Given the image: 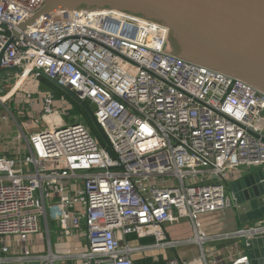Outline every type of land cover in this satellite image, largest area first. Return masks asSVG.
Here are the masks:
<instances>
[{"label": "built area", "instance_id": "built-area-1", "mask_svg": "<svg viewBox=\"0 0 264 264\" xmlns=\"http://www.w3.org/2000/svg\"><path fill=\"white\" fill-rule=\"evenodd\" d=\"M46 3L0 0V122L14 132L0 136V264L32 259L22 247L10 255L11 243L49 215L63 236L85 237L77 258L135 264L180 243L166 224L197 229L202 214L238 206L228 184L264 170V91L178 56L163 23ZM43 73L94 106L111 150L85 122L61 123L72 104L40 90ZM259 234L264 220L230 232L245 245Z\"/></svg>", "mask_w": 264, "mask_h": 264}, {"label": "water", "instance_id": "water-1", "mask_svg": "<svg viewBox=\"0 0 264 264\" xmlns=\"http://www.w3.org/2000/svg\"><path fill=\"white\" fill-rule=\"evenodd\" d=\"M58 8L117 9L163 23L170 29L178 56L241 78L264 91V0H47L45 11ZM23 26H26L24 24ZM1 71V68H0ZM79 104L112 146L91 105L43 73ZM235 194L239 226L255 228L264 220V170L256 168L228 184ZM248 264H264V234L245 245Z\"/></svg>", "mask_w": 264, "mask_h": 264}, {"label": "crops", "instance_id": "crops-1", "mask_svg": "<svg viewBox=\"0 0 264 264\" xmlns=\"http://www.w3.org/2000/svg\"><path fill=\"white\" fill-rule=\"evenodd\" d=\"M255 169L250 168L245 174ZM234 208L202 214L198 218L197 229L190 218L176 219L166 224L167 239L178 240L180 243L176 247L143 251L136 256L135 264H231L235 259L246 257L245 238L230 235V232L241 229ZM132 238L136 239V236ZM192 238L190 242H185ZM139 242L152 244L156 239L153 236L145 237L139 239ZM11 244L10 255L21 254L22 248L34 255L32 259L13 261L12 264H88L72 255L86 249L85 237L76 234L63 236L58 223L50 215L48 223H41L40 233L32 235L26 243L12 241Z\"/></svg>", "mask_w": 264, "mask_h": 264}, {"label": "rangeland", "instance_id": "rangeland-1", "mask_svg": "<svg viewBox=\"0 0 264 264\" xmlns=\"http://www.w3.org/2000/svg\"><path fill=\"white\" fill-rule=\"evenodd\" d=\"M105 10V9H104ZM173 44V49L175 51H179L178 49V46L175 44V43H172ZM173 50V51H174ZM40 90L41 91H48L52 94H54V96L56 98H60L61 97V94L64 93V91H62L59 87H57L55 84H53L52 82L48 81L47 79L45 78H42L41 81H40ZM68 100H70L69 102L72 104V99L68 96L66 97ZM94 108V106H93ZM86 112L83 111L82 108L80 107H77L76 105H72V108L70 109V115H66L64 117V119H61V123H71L73 122L75 119H78V120H81L83 122H85L90 130H91V133L98 139L99 143L105 147L106 149L108 150H111L108 146V144L106 143V141L104 140V138L102 137V135L100 134V132L98 131V129L95 127V125L93 124V122L90 120V118L87 117V113L85 114ZM12 126V125H11ZM3 127V128H2ZM4 132V134L6 135V133H8L6 136H9V137H12V135L14 134V132L12 130H10V123L8 124L7 122H0V136L2 134V131ZM142 242H147L145 240H142Z\"/></svg>", "mask_w": 264, "mask_h": 264}, {"label": "bare ground", "instance_id": "bare-ground-1", "mask_svg": "<svg viewBox=\"0 0 264 264\" xmlns=\"http://www.w3.org/2000/svg\"><path fill=\"white\" fill-rule=\"evenodd\" d=\"M121 13H122V11H119V10H117L115 8H113V9H105V10L102 11V13H100L98 11L96 12V14H105V15H109L110 17L121 16Z\"/></svg>", "mask_w": 264, "mask_h": 264}, {"label": "trees", "instance_id": "trees-1", "mask_svg": "<svg viewBox=\"0 0 264 264\" xmlns=\"http://www.w3.org/2000/svg\"><path fill=\"white\" fill-rule=\"evenodd\" d=\"M62 95H65L66 97H68L65 93L61 94V96H62ZM72 101H73V100H72ZM72 104H73V105H76L77 107L82 108L79 104H77V103L74 102V101L72 102ZM82 109H83V108H82ZM83 111H84V109H83ZM85 114H86V113H85ZM86 115H87V114H86ZM87 117H88V115H87ZM88 118H89V117H88Z\"/></svg>", "mask_w": 264, "mask_h": 264}]
</instances>
